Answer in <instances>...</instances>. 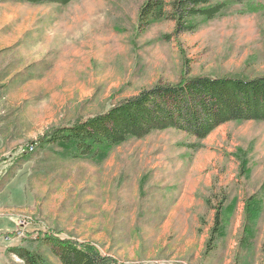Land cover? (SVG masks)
<instances>
[{"label":"rangeland","instance_id":"1","mask_svg":"<svg viewBox=\"0 0 264 264\" xmlns=\"http://www.w3.org/2000/svg\"><path fill=\"white\" fill-rule=\"evenodd\" d=\"M143 1L0 0V264H21L7 248H38L46 231L120 264H264V122H228L203 140L155 131L101 163L58 146L15 159L50 129L157 82L264 73V0L177 34L169 20L140 29Z\"/></svg>","mask_w":264,"mask_h":264},{"label":"trees","instance_id":"2","mask_svg":"<svg viewBox=\"0 0 264 264\" xmlns=\"http://www.w3.org/2000/svg\"><path fill=\"white\" fill-rule=\"evenodd\" d=\"M11 1L67 5L73 0ZM252 3L253 0H144L139 8V27L144 30L155 22L169 20L174 22L175 34L192 32L199 19L211 20L232 4L252 6ZM245 121L264 122V73L255 76L187 73L176 82H157L121 98L105 112L54 127L16 154L15 159L28 160L32 154H38L35 150L58 146L61 152L57 154L61 156L101 163L114 147L155 131L175 129L203 140L222 124ZM215 213L208 240L210 248L220 227V209ZM40 234L38 248L18 245L8 247L7 252L22 260L21 264H54L42 248L59 264H120L89 241L53 231Z\"/></svg>","mask_w":264,"mask_h":264},{"label":"built area","instance_id":"3","mask_svg":"<svg viewBox=\"0 0 264 264\" xmlns=\"http://www.w3.org/2000/svg\"><path fill=\"white\" fill-rule=\"evenodd\" d=\"M30 149L32 150V146H30Z\"/></svg>","mask_w":264,"mask_h":264}]
</instances>
